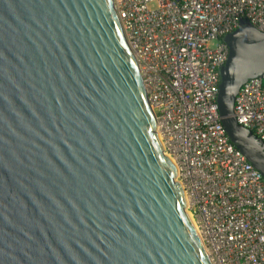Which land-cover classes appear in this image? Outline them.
Listing matches in <instances>:
<instances>
[{
    "label": "water",
    "instance_id": "95a60500",
    "mask_svg": "<svg viewBox=\"0 0 264 264\" xmlns=\"http://www.w3.org/2000/svg\"><path fill=\"white\" fill-rule=\"evenodd\" d=\"M217 107L264 79V31L223 35ZM112 0H0V264H212Z\"/></svg>",
    "mask_w": 264,
    "mask_h": 264
},
{
    "label": "built area",
    "instance_id": "2783aa9c",
    "mask_svg": "<svg viewBox=\"0 0 264 264\" xmlns=\"http://www.w3.org/2000/svg\"><path fill=\"white\" fill-rule=\"evenodd\" d=\"M112 1L212 264H264V176L217 107L223 35L241 19L264 31V0ZM233 115L264 141L262 77L240 85Z\"/></svg>",
    "mask_w": 264,
    "mask_h": 264
},
{
    "label": "bare ground",
    "instance_id": "6f19581e",
    "mask_svg": "<svg viewBox=\"0 0 264 264\" xmlns=\"http://www.w3.org/2000/svg\"><path fill=\"white\" fill-rule=\"evenodd\" d=\"M158 135H159V133H158ZM159 137H160V135H159ZM173 160V159H172Z\"/></svg>",
    "mask_w": 264,
    "mask_h": 264
}]
</instances>
